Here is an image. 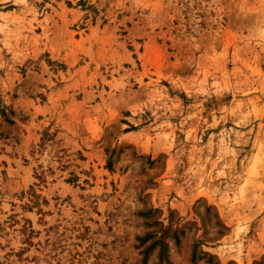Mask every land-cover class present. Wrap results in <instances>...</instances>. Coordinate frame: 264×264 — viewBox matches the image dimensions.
I'll return each mask as SVG.
<instances>
[{"label": "rangeland", "instance_id": "374dc122", "mask_svg": "<svg viewBox=\"0 0 264 264\" xmlns=\"http://www.w3.org/2000/svg\"><path fill=\"white\" fill-rule=\"evenodd\" d=\"M0 264H264V0H0Z\"/></svg>", "mask_w": 264, "mask_h": 264}, {"label": "trees", "instance_id": "16d2710c", "mask_svg": "<svg viewBox=\"0 0 264 264\" xmlns=\"http://www.w3.org/2000/svg\"><path fill=\"white\" fill-rule=\"evenodd\" d=\"M164 249V248H163ZM162 251H164V250H162ZM162 254H163V252H162ZM164 257H165V255H164ZM145 258V257H144Z\"/></svg>", "mask_w": 264, "mask_h": 264}]
</instances>
